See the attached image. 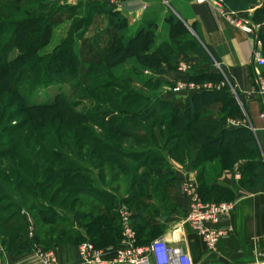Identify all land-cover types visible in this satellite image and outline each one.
I'll use <instances>...</instances> for the list:
<instances>
[{
	"label": "rangeland",
	"instance_id": "obj_1",
	"mask_svg": "<svg viewBox=\"0 0 264 264\" xmlns=\"http://www.w3.org/2000/svg\"><path fill=\"white\" fill-rule=\"evenodd\" d=\"M114 1L0 0V27L6 28L0 31L2 61L10 64L12 71L7 77L16 80L13 87L23 96L18 99L10 93L0 95L3 102H9L0 113V181L10 186L13 195L10 196L0 185V259L32 252L35 247L49 248L56 242L78 243L80 239L76 237L88 238L92 233L86 227L91 218L82 215L79 222L74 217L76 211L94 214V218L102 216L105 220L122 207L133 212L136 206H142L138 200L139 194L152 184V181L149 182L150 174L161 172L155 174V180H165L173 173L171 155L161 151L171 129L167 127L160 132V128H157L153 139L157 144L149 147L141 141L148 134L144 123L131 124L124 119L132 118L131 115L147 108L151 101L157 103L156 100L164 93V97L171 98L168 93L177 80L171 82L162 77L169 70L179 72L181 63L188 66L185 74L188 77L205 72L193 52L195 36L187 31L181 39L168 41L169 60L161 66L151 59L152 56L137 52L133 44L122 51L121 56L109 62L106 60L109 47L122 50L118 30L124 29L127 33L124 36H132L138 30L129 35V26L126 28L115 23L111 9L114 8ZM254 15L255 12L247 20L258 25L259 21L252 19ZM263 26L260 25V30ZM156 28L154 26L155 34ZM13 29L17 33H12ZM11 33L13 36L24 34L20 43ZM154 43L156 47L159 45L157 35ZM170 49L175 50L174 54H170ZM134 51L136 54L132 55ZM70 70L76 74H71ZM131 95H134L132 102L121 106L122 100ZM59 100L65 103L63 108L75 117L74 121H78L75 126L82 128L86 135L78 133L76 136L73 127H65L67 125L62 124L56 109L43 112L29 109L32 104H51ZM222 109L221 105L215 106L211 112L228 115ZM156 110L168 112L169 106H160ZM241 111L243 113L242 108ZM31 114L37 126L33 120L28 121L27 125V118L31 119L28 117ZM103 116L111 118L118 132L126 135L113 141L110 136L111 142L100 138L104 134L103 129H108L103 123ZM243 118L245 116L240 119ZM228 119L239 120L230 116ZM227 120L226 125L235 126ZM95 135L101 140V145H108L107 150L114 147L131 150L134 159L129 155L106 151L104 147L93 152L92 148L100 144L92 139ZM182 140L174 138L168 147L180 144ZM51 153L63 157L68 164L79 167L84 176H89L88 201L85 202L80 193H75L61 179L44 181L42 172L34 169L35 164L43 167L44 160L52 161ZM97 153L100 155L93 156ZM177 154L181 156L179 151ZM244 154L247 153L234 156L232 169L233 175H240L241 184L245 178L244 168L248 164L243 159H252V154ZM157 156L160 159L155 167L147 168V164ZM182 157L185 161L191 159L187 152ZM52 164L57 167L59 163L54 160ZM200 166L196 165L201 171ZM16 167L20 169V176ZM212 174L214 178L202 172L208 182L204 184L217 181L218 184L213 187L220 189L223 184L218 180V172L212 170ZM22 179H29L34 185H27L30 181L26 183ZM228 189L231 192L222 194L219 201L235 202L233 190L229 186ZM34 190L38 191L34 194ZM111 194H116V197L111 198ZM207 194L208 198L213 199L219 193L211 190ZM127 196L128 200H125ZM236 205L232 215L235 222L243 215L242 206ZM50 210L55 213H50ZM50 216L58 220L56 224L45 221Z\"/></svg>",
	"mask_w": 264,
	"mask_h": 264
},
{
	"label": "crops",
	"instance_id": "obj_2",
	"mask_svg": "<svg viewBox=\"0 0 264 264\" xmlns=\"http://www.w3.org/2000/svg\"><path fill=\"white\" fill-rule=\"evenodd\" d=\"M113 3L114 9L119 10L127 18L129 35L139 28L156 25L159 44L171 40L177 41L184 34L176 32L173 36L171 33L173 22L178 19L186 31H190L195 36L194 49L197 46H202L210 57L207 62L199 60L205 73L218 74L222 77L220 81L200 82L208 87L198 92L228 89L229 93L235 96L245 116L238 120L241 124L235 126L249 128L263 156L264 163V117L261 116L264 112V104L258 95L257 82V70H261L264 74V66L259 67L255 60V51L258 49L256 36L244 32L227 17L217 12L210 0L205 2L197 0H128L123 4H119L115 0ZM263 3L264 0H256L246 9L235 10L236 15L248 19L247 17L252 16L253 12L263 6ZM257 24H264V18ZM187 77L183 72L169 70L162 78L178 82L187 79ZM165 88L171 89L170 86ZM168 94L171 98L182 100L192 95V93L176 94L171 91ZM235 126L227 125L229 128ZM179 154H181L179 159H171L170 165L173 171L171 180H155L156 173L154 172L149 177V182L152 181V184H149L138 196V200L142 203V215L138 217V222L141 224L137 231L138 241L146 243L164 236L170 242H177L180 236H183L182 241L177 243L191 254L194 264H255V252L263 248L264 184L256 189L242 187L239 182L240 175L232 174L235 162L224 169L216 164L215 160L205 163L207 170L204 173H209L214 178L212 170L218 172L219 182L228 185L233 190L235 209L237 203L243 208V215L236 222L232 219V233L222 238L216 249L210 251L205 247L201 237L186 223L191 196L184 191V186L191 183L200 193V170L194 163L196 154L193 158L187 159L188 161L183 159L182 150H179ZM214 184H218V182H210V185ZM132 213L134 214V212ZM116 215L120 217L119 209L116 211ZM118 243L119 241H115L109 245ZM53 248L56 249L62 264L78 263L77 243L61 241L57 245H53ZM0 264L41 263L33 252H26L1 257Z\"/></svg>",
	"mask_w": 264,
	"mask_h": 264
},
{
	"label": "trees",
	"instance_id": "obj_3",
	"mask_svg": "<svg viewBox=\"0 0 264 264\" xmlns=\"http://www.w3.org/2000/svg\"><path fill=\"white\" fill-rule=\"evenodd\" d=\"M255 1L256 0H225L228 7L232 10H237L239 8L241 10L246 9ZM111 9H112V13L114 14L115 23H118L119 25H124V27L127 28L128 26L127 18L119 10H115L113 7H111ZM263 15H264V3L261 8L255 11L254 16L256 18L253 16V19L256 21H260ZM154 26L156 25H150L148 29L139 28L136 31V33L132 36H128V35L124 36V34H127L126 31H124V29L122 31L118 30L120 41L123 43L122 48H120L122 50L119 49L115 50L113 47H109L106 50L107 52L106 60L110 62L116 59L117 57L122 55L121 54L122 51L126 50V48L130 47L133 44L137 52L142 53V55L144 54L147 56H152L151 59L156 60L158 65L161 66L162 63H164V61L169 60L167 47H169L170 43L162 42L156 47V44L154 43L156 36ZM3 29L6 28L0 27V31H2ZM260 31H261L260 38L262 39L263 42L262 50L264 53V26ZM176 32L177 33L187 32L185 27L180 23L178 19L174 20L173 22L172 35L174 36ZM12 33H17L16 29H13ZM12 33L10 34L11 36H13ZM23 36H24L23 33L21 35L16 34V36H13V38L17 43L18 42L20 43L21 38ZM174 52L175 50H171L170 54L172 55L174 54ZM135 54L136 52L134 51L132 55ZM194 54L196 60L198 61L202 60L203 62H207L210 59V57L205 52L202 46H197L194 49ZM2 60H3V54H2V49L0 48V90L2 91V92L0 91V95L1 94L4 95V93L7 94L10 93L11 95H14L16 98L19 97L21 99V97L23 96L18 92L16 88L13 87V84H15L16 80L13 78H10L9 80L7 77V75L12 71L11 67L9 66L10 64L7 65ZM70 71L71 74L75 73V71L73 70ZM221 79L222 77L218 74H206L205 72H203V73L191 75L187 77L186 80L200 83L206 80L220 81ZM164 94L159 96V98L156 100L157 103H152V101L149 102L148 106H146L147 108H143L138 113L131 115L130 117L132 118H125L124 121H128L127 123H131V124L139 123V122L144 123V126L148 130V134L146 136H143L145 137V139L141 141L146 142L149 147H152L155 144H157V142H153L157 128H160V132L162 131L161 129L167 127L171 129V134H169L166 142L163 144V148L161 149V151L164 153H168L169 155H171V158L174 159L180 158V156L177 154L179 150H182L183 153L187 152L189 156H191V158H193L194 155L196 154V159L194 160V163L196 165H201V171L199 176L201 185L199 191L204 201H219V198L222 196V194H225L226 192H231L228 189V186L225 185H222L220 189H217L213 187V185L204 184L208 182L202 176V172L203 173L206 172L207 168L205 163L208 161L215 160L216 164H219L224 169L226 167H230L235 162L234 156L236 154L241 155L243 152L247 154H252V159H248V158L244 159L245 163L248 164H246L244 168L245 178L243 179L241 186L244 188L256 189L264 184V170H263L264 163H263V158L260 157L262 156V154L249 128L244 126H235L233 128H229L226 125V120L229 118V116L236 117L239 119L244 116L235 96L229 93L228 89L204 90L201 92L198 91L192 92V95L187 97L185 100L177 99V98L168 99V97H164ZM133 97L134 95H131V97H126L124 100H122L121 106L128 105L130 102H132ZM8 103L9 102H3L2 97H0V113L3 112L4 106H6ZM64 105L65 103H63L62 100H59L51 104L49 103L32 104L29 109L41 110L42 112L56 109L59 111L60 114L59 116H61L60 121L62 122V124L65 123L67 125L65 127H73L76 136L78 135V133H81L82 135L84 134L86 135V133L83 132L84 130L82 128L75 126V123L78 121H74L75 117H73L69 113V111L65 110V108H63ZM219 105L223 106L222 110L227 111L228 115L211 112L212 109L215 108V106H219ZM160 106L161 107L169 106L168 112H163L162 110L157 111L156 109H158V107ZM32 115L33 114L28 116L31 117V119L27 118V122H26L27 125L29 123L28 121L30 120L32 121L35 118L34 116L32 117ZM102 118H103V123L105 124V126L108 127V129H103L104 134L100 138L102 139L106 138V141H110L109 137L111 136L113 141L121 138L124 135L118 132V128L114 126L115 125L114 121L111 118H106L104 116ZM0 120H1V116H0ZM32 122L35 124L34 120ZM35 125L37 126V124ZM60 126H62L61 123ZM37 129L38 128H36V130ZM129 136L130 138L131 137L133 139L135 138L133 135L132 136L129 135ZM93 138L95 140V143H97L98 141H99L98 143H100L101 140H98L96 135L93 136L92 139ZM174 138L183 139L182 140L183 142H180V144L174 145L172 147H168V143ZM45 147L46 146H44V148ZM102 147H104L106 151H115L117 154L129 155L131 159H134L131 156L134 155V153H131L132 152L131 150H124L123 148H117V147H114L111 150H107L108 149L106 148L108 147L107 144L101 145L100 143L99 145L93 147L92 150L93 152L94 150L98 152L103 149ZM51 154H52L51 157L53 158L52 161L55 160L57 163H59L57 167H55L52 164V161L44 160L45 166L42 167L41 165L35 164L34 169L36 171L42 172L44 181H51L54 178L61 179L62 181H64L66 186L73 188L74 189L73 191L75 193H80L82 197L85 199V202L88 201L90 199L88 195L89 185L87 182L89 180V176H84L82 172H80V170L78 169L79 167L75 168L72 163L68 164L67 161L58 154H54V153ZM247 154H244V156ZM96 155H100V154L97 153L94 154L93 156ZM107 157H109V159H112L111 155H108ZM19 159H22V157H19ZM158 159H160L159 156H157L151 163L147 165L151 167H155V163L158 161ZM76 169L78 171H76ZM99 169L102 170V167H99ZM16 172L17 175L20 176V169L17 167H16ZM155 173L160 174L161 172L159 173L158 171H155ZM172 174L173 173H171L170 176H167L165 181L171 180ZM22 180H24L26 183L30 181L29 179H22ZM133 181L135 182L136 178H134ZM0 185L3 187L5 191H8L10 193L9 194L10 196H13L10 186H8L2 181H0ZM27 185L33 186L34 184L33 182L30 181ZM211 190H215L219 193L217 198L213 197L212 199L207 197L208 191ZM37 191L38 190H34V194ZM115 195L116 194H111L110 197L114 198L116 197ZM99 196L106 199V197H104L102 194H99ZM128 197L129 196H127L125 200H128ZM51 211L54 212L53 210H50V213ZM133 212H134L133 221L137 228V231H139L141 224L138 222L139 221L138 217L142 215V206H136ZM82 215L84 218L87 217L91 218L90 223L87 224L86 227L87 229H89V232L92 234L88 236V238L87 237L82 238V236L76 237L77 239H80V241L77 244H79L81 241L85 239H89L97 247H102L112 244L115 241L117 242L120 241L121 224L119 217L116 215V213L109 214L108 220H105L102 216H97L94 218V214L89 213L86 215L85 211L78 210L75 212L74 217L77 219V221L80 222V220L82 221L81 219ZM54 219L55 218L50 216L49 218H45V221H47V223L56 224L57 223L56 221L58 220L56 219L54 220ZM62 238L63 236H61L60 239ZM138 242L142 244V242L140 241ZM58 243L60 242H56L54 245H57Z\"/></svg>",
	"mask_w": 264,
	"mask_h": 264
},
{
	"label": "built area",
	"instance_id": "obj_4",
	"mask_svg": "<svg viewBox=\"0 0 264 264\" xmlns=\"http://www.w3.org/2000/svg\"><path fill=\"white\" fill-rule=\"evenodd\" d=\"M123 4L128 0H116ZM205 2L207 0H197ZM217 12L227 17L244 32L256 36L257 50L255 60L258 66H264L263 42L258 38L260 25L249 23L246 17H237L236 11L228 7L225 0H210ZM188 66L181 63L180 72L186 73ZM258 95L264 104V74L257 70ZM207 85L179 80L172 87L173 93H192L207 88ZM264 117V112L261 114ZM239 125V121H231ZM184 191L191 196V204L186 217V223L201 237L205 247L212 251L218 242L233 231L232 215L235 203L229 201H204L197 188L189 183ZM121 224V239L116 245L97 247L91 240L85 239L78 244L79 261L77 264H194L191 254L177 242H170L163 237H157L146 243H139L137 228L133 221V213L122 207L119 210ZM1 252V251H0ZM41 264H62L56 249L53 247H35L32 251ZM255 264H264L263 248L255 252Z\"/></svg>",
	"mask_w": 264,
	"mask_h": 264
}]
</instances>
